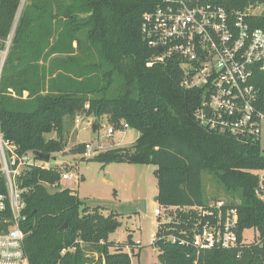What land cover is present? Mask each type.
<instances>
[{
  "label": "trees",
  "instance_id": "1",
  "mask_svg": "<svg viewBox=\"0 0 264 264\" xmlns=\"http://www.w3.org/2000/svg\"><path fill=\"white\" fill-rule=\"evenodd\" d=\"M19 1L0 0V49L12 33L0 76L4 137L19 153L83 155L87 142H75L65 152L66 118L103 115L115 129L126 123L138 132L130 146L107 148L88 159L156 165L157 205L164 215L156 219L152 244L160 263L264 264V200L256 195L260 182L264 188V149L194 118L199 93L183 88L178 66L155 60V49L142 39V13L158 0H26L14 23ZM211 1L227 9L264 6V0ZM250 20L264 30V9ZM254 82L255 107L264 116V71L255 73ZM52 132L56 136L48 138ZM63 170L31 167L22 176L29 190L20 222L30 264H131L124 249L133 242L108 240L120 225L116 212L104 215L70 188L46 186L59 181ZM202 173L232 198L224 207L237 210L239 239L252 228L256 241L234 248L191 244L199 220L193 207L209 206Z\"/></svg>",
  "mask_w": 264,
  "mask_h": 264
},
{
  "label": "built area",
  "instance_id": "2",
  "mask_svg": "<svg viewBox=\"0 0 264 264\" xmlns=\"http://www.w3.org/2000/svg\"><path fill=\"white\" fill-rule=\"evenodd\" d=\"M263 9L260 4L227 9L211 0H158L142 13L140 23L142 39L156 51L154 59L174 62L181 72L179 84L199 93L194 118L210 130L233 135L242 142L256 141L260 147L264 116L255 107L254 78L257 71H264V30L252 26L250 17ZM11 36L0 49V76ZM101 127L106 129L101 137L109 138L128 126L123 123L122 129H115L107 123ZM96 153L87 144L83 155L92 157ZM49 161L38 158L32 150L19 153L0 130V264H30L23 249L25 235L20 222L24 218L23 195L29 190L22 184V176L31 167L54 168L56 165ZM71 176L63 170L60 180ZM60 180L46 186L63 188ZM259 185L262 191L257 189L256 195L264 200L262 182ZM193 208L199 215L191 240L194 247L234 248L245 244L237 234L236 208L224 207L222 200ZM161 212L156 203L153 213L158 217ZM150 236L152 244L155 232ZM167 238L176 239L171 234Z\"/></svg>",
  "mask_w": 264,
  "mask_h": 264
},
{
  "label": "rangeland",
  "instance_id": "3",
  "mask_svg": "<svg viewBox=\"0 0 264 264\" xmlns=\"http://www.w3.org/2000/svg\"><path fill=\"white\" fill-rule=\"evenodd\" d=\"M20 0L15 17L18 15L22 4ZM64 142L65 152L75 142L86 141L92 152L103 151L112 147L130 146L138 135L136 129L127 127L115 131L112 137L102 138L106 130L102 124L107 125V117H95L79 113L74 118L65 119ZM92 124H97L92 132ZM261 148L264 149V121L262 123ZM55 137L54 132L46 135ZM55 160L51 164L65 168L72 176L61 179V187H68L90 208L98 207L100 212L107 215L111 211L117 213L120 225L108 234V240L115 244L126 243L131 238L132 247H126L131 257V264H161L157 258L158 250L151 244V234L156 230L157 216L153 213L156 203L153 197L157 194V181L154 174L156 165L137 164L128 162L100 163L90 156L79 154L55 153ZM85 158H82V157ZM204 199L208 203L217 200L232 199L227 196L221 186L207 173H202ZM163 212L158 217H163ZM257 231L244 229L242 238L245 244L257 240ZM139 242V243H135ZM132 248V251H130ZM94 255V254H93ZM95 256V255H94Z\"/></svg>",
  "mask_w": 264,
  "mask_h": 264
},
{
  "label": "water",
  "instance_id": "4",
  "mask_svg": "<svg viewBox=\"0 0 264 264\" xmlns=\"http://www.w3.org/2000/svg\"><path fill=\"white\" fill-rule=\"evenodd\" d=\"M161 48L160 47H158V50H160ZM180 80H178V82H179ZM97 124H92V132L94 133L95 132V130H96V128H97ZM34 155L35 156H37L38 158H41V159H43V160H49V159H53V160H55V156H51L50 154H48V153H46V154H43V153H40V152H36V151H34ZM82 158H85L84 156L82 157ZM157 200H158V195L156 194L154 197H153V201L155 202V203H157ZM65 226H66V224L64 223L62 226H61V228H65ZM96 256H94V255H92V258H95Z\"/></svg>",
  "mask_w": 264,
  "mask_h": 264
},
{
  "label": "crops",
  "instance_id": "5",
  "mask_svg": "<svg viewBox=\"0 0 264 264\" xmlns=\"http://www.w3.org/2000/svg\"><path fill=\"white\" fill-rule=\"evenodd\" d=\"M83 142H86V141H83ZM129 240H131V242H133L134 243V241L131 239V238H129ZM136 243V242H135Z\"/></svg>",
  "mask_w": 264,
  "mask_h": 264
}]
</instances>
